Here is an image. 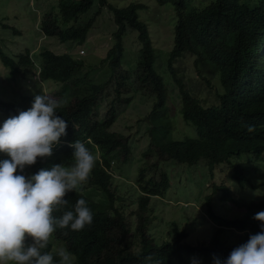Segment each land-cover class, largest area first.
<instances>
[{
	"label": "trees",
	"instance_id": "1",
	"mask_svg": "<svg viewBox=\"0 0 264 264\" xmlns=\"http://www.w3.org/2000/svg\"><path fill=\"white\" fill-rule=\"evenodd\" d=\"M156 2L174 5L177 23L166 65L179 89L180 113L195 126L196 138L177 140L170 136V94L164 78L154 69L156 51L148 28L139 20L138 10L145 7L143 4L131 3L120 8L108 0H60L59 13L47 12L42 21L44 31L56 36L60 43L81 46L88 40L95 21L81 23V17L95 3L99 8L107 6L117 30L104 59L111 70V78L105 83L88 79L90 72L84 71L86 61L71 53L44 49L39 53L38 69L29 49L12 57L0 48V60L13 78L18 73L24 77L37 75L73 88L72 99L56 109L57 115L66 120L67 135L61 137L53 157L38 160L26 172L34 174L54 163L70 166L73 149L68 144L76 140L95 156L87 182L68 194L66 208L53 211V216L59 218L83 198L93 214L92 224L80 231L68 227L54 232L77 259L74 264H186L191 256L199 258L201 264H214V257L225 260L250 235L261 231V222L253 217L264 211V197L247 193L240 197L228 185L215 183L214 192H222L221 200L242 210L232 219L218 216L210 204L212 197L208 196L206 214L220 226L207 242L197 246L186 242L188 234L177 224L173 225L169 241L159 245L151 237L152 218L147 213L154 197H165L171 188V177L163 169V163L193 166L204 159L211 177L216 166L228 164L242 191L257 188L253 173H264V0H255L253 6L242 0H213L202 8L192 5L190 0ZM128 29L138 33L141 44L138 81L153 94L154 106L148 116L149 144L138 167L136 209L127 214L124 207L117 205L121 195H117L114 176L120 164L132 161L131 141L123 133L113 131L112 126L118 118V106L133 100L131 75L123 67ZM187 55L193 58L199 74L203 73L201 69L208 68L219 77L223 92L217 90V103L201 101L188 89L177 69L179 60ZM111 95L106 114L98 117L102 102ZM33 100L34 97L25 94L17 101L0 98V113L6 118L18 115L28 110ZM246 125L254 126L255 130L249 132ZM41 251L51 252L58 264L57 251L50 243Z\"/></svg>",
	"mask_w": 264,
	"mask_h": 264
},
{
	"label": "rangeland",
	"instance_id": "2",
	"mask_svg": "<svg viewBox=\"0 0 264 264\" xmlns=\"http://www.w3.org/2000/svg\"><path fill=\"white\" fill-rule=\"evenodd\" d=\"M59 1L0 0V48L12 57L29 49L33 54L37 68L41 65L39 53L44 49L49 48L58 53H71L73 57L86 61L84 71L91 74H88V79L99 83L107 82L111 78V70L104 59L113 43L112 35L117 29L112 12L107 6L99 8L98 3H95L91 10L81 17V23L91 19L95 20L93 28L88 34V40L81 46L70 42L60 43L56 36L53 40H45L44 35L47 33L42 27V21L46 18L47 12L52 15L59 13ZM211 1L213 0H190V3L202 8ZM108 2L120 8L131 3H141L146 6V8L138 10V15L139 20L147 26L156 51L154 69L162 75L168 85L169 105L172 114L170 115V136L177 140H183L187 136L196 138L195 126L186 122L180 113L179 89L166 65L174 44L177 23L174 5L172 3L161 5L156 0H108ZM242 2L253 6L255 0H242ZM96 12H98L97 16ZM124 40L123 67L131 75L133 90L130 96L133 97V100L130 104L118 106V118L112 126V130L123 133L131 141L132 161L120 164L114 176L117 195H121V200L117 202V205L124 207L128 214L136 209L135 202L139 197L136 180L138 167L142 162V152L149 144L148 116L154 106V96L146 89V85L143 87L138 81V76L141 74L138 71L141 49L138 33L129 30ZM81 48L86 50L84 55L79 54ZM177 69L180 70L185 84L196 98L200 97L201 101L207 100L210 105L217 103L216 92L217 90L218 93L223 92V87L216 73L208 68H203L201 69L203 73L199 74L193 66V58L190 55L179 60ZM81 79L84 83L86 82L83 78ZM70 87L72 88L71 85L41 79L38 76L36 78L34 76L23 77L20 73L13 78L9 69L0 60V98L4 100L17 101L24 94L32 97L45 94L54 98L59 104H66L73 96V88L71 90ZM112 98L113 95L102 102L98 117H103L106 114L108 103ZM6 119V116L0 113V126ZM4 158L7 157L0 154V159ZM207 165L208 163L204 159L193 166L173 162L162 164L163 169L171 177V188L164 198L154 197L151 209L147 213L152 218L150 234L157 244L160 245L171 239L174 224L187 232L186 242L193 246L207 242L215 229L220 226L206 214L208 208L206 198L208 196L212 197L210 204L216 215L229 219H232L234 215L237 216V213L242 209L222 201V192H214L215 183L228 185L240 197L247 195L257 198L264 197V173H253V184L257 188L242 191L235 182L232 169L228 164L216 166L213 177H211ZM261 169L260 166L259 170L261 171ZM49 243L54 251L67 250L64 242L58 239L54 233L50 237ZM193 259L201 264V260L196 256H191L186 264H192ZM74 260L77 261L75 257Z\"/></svg>",
	"mask_w": 264,
	"mask_h": 264
},
{
	"label": "clouds",
	"instance_id": "3",
	"mask_svg": "<svg viewBox=\"0 0 264 264\" xmlns=\"http://www.w3.org/2000/svg\"><path fill=\"white\" fill-rule=\"evenodd\" d=\"M85 52L84 48L79 50L80 55ZM60 105L67 103L59 104L45 94L35 95L28 110L10 116L0 126V154L7 157L0 159V264H57L51 252L41 251L56 229L80 231L93 222L83 198L76 201L73 210L63 211L59 218L53 216L54 210L68 206L66 197L87 182L95 165V156L83 143L76 140L68 144L73 149L70 166L54 163L28 173L38 160L53 157L61 137L67 135L66 120L56 111ZM245 127L249 132L255 130L251 125ZM253 219L261 222V231L250 235L225 260L214 257V264H264V211ZM56 255L58 264H74V257L66 249L57 250ZM192 264L198 262L193 259Z\"/></svg>",
	"mask_w": 264,
	"mask_h": 264
},
{
	"label": "crops",
	"instance_id": "4",
	"mask_svg": "<svg viewBox=\"0 0 264 264\" xmlns=\"http://www.w3.org/2000/svg\"><path fill=\"white\" fill-rule=\"evenodd\" d=\"M37 10V9H36ZM50 39H54V35H48V36H45V40H50Z\"/></svg>",
	"mask_w": 264,
	"mask_h": 264
},
{
	"label": "built area",
	"instance_id": "5",
	"mask_svg": "<svg viewBox=\"0 0 264 264\" xmlns=\"http://www.w3.org/2000/svg\"><path fill=\"white\" fill-rule=\"evenodd\" d=\"M80 53H81V54H83V53H84V51H83V50H81V51H80Z\"/></svg>",
	"mask_w": 264,
	"mask_h": 264
}]
</instances>
